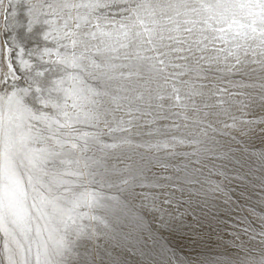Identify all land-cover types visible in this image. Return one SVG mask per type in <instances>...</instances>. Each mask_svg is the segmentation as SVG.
<instances>
[{"label":"snow or ice","instance_id":"1","mask_svg":"<svg viewBox=\"0 0 264 264\" xmlns=\"http://www.w3.org/2000/svg\"><path fill=\"white\" fill-rule=\"evenodd\" d=\"M0 264H264V0H0Z\"/></svg>","mask_w":264,"mask_h":264},{"label":"rangeland","instance_id":"2","mask_svg":"<svg viewBox=\"0 0 264 264\" xmlns=\"http://www.w3.org/2000/svg\"><path fill=\"white\" fill-rule=\"evenodd\" d=\"M245 79H247V78L245 77ZM241 191H244L246 196L251 195L250 203H252V204L258 203V199H259V197H258L259 190L258 189H253V188H251L250 185L249 186H244V185H240V186L231 185L230 186V194L232 195L233 200H236L237 202L243 204L244 206H247L244 198L240 197ZM213 239H215V237H213ZM101 243H103V241H101ZM195 251H197V250L192 248V247H187V248L182 249L181 254L186 255V254L191 253L192 255H195Z\"/></svg>","mask_w":264,"mask_h":264}]
</instances>
